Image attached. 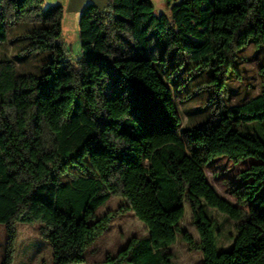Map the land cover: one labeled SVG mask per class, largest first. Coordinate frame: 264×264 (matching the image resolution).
Listing matches in <instances>:
<instances>
[{
    "label": "trees",
    "instance_id": "trees-1",
    "mask_svg": "<svg viewBox=\"0 0 264 264\" xmlns=\"http://www.w3.org/2000/svg\"><path fill=\"white\" fill-rule=\"evenodd\" d=\"M107 1L105 9L82 11L81 55L73 64L62 5L0 0V44L11 28L41 23L28 34L30 50L51 52L41 76L18 75L14 62L0 61V224L8 234L2 264H14L18 224L40 225L54 264H83L126 212L149 237L133 238L108 258L112 264H173L170 248L179 237L203 253L204 264H264V139L239 128L264 122V79L250 101L226 98L240 52L251 43L264 47V0H181L170 16L156 14L153 0ZM159 61L193 62L196 74L213 70L208 87L217 93L204 125L182 131ZM220 157L259 160L236 175L240 185L226 182L233 201L209 180L207 167ZM114 197L124 204L97 219ZM186 204L199 242L182 226ZM210 209L231 219V251H218Z\"/></svg>",
    "mask_w": 264,
    "mask_h": 264
},
{
    "label": "rangeland",
    "instance_id": "rangeland-1",
    "mask_svg": "<svg viewBox=\"0 0 264 264\" xmlns=\"http://www.w3.org/2000/svg\"><path fill=\"white\" fill-rule=\"evenodd\" d=\"M46 6L60 4L65 9L63 20V42L67 59L76 64L81 55L79 35V19L82 11L88 5L94 4L105 9L107 0H45ZM181 0H153L156 14L171 15V7ZM41 23H22L10 29L7 39L0 44V61L11 60L16 65L18 75L41 76L49 68L46 66L51 58V52H31L33 41L28 36ZM170 58H166L169 61ZM159 73L167 80L174 91L176 105L183 119L182 131H187L204 125L211 117L213 96L217 91L209 88L213 79V70H205L196 74L192 70L193 62L181 65L174 61L165 65L163 61L155 62ZM236 69L228 76V93L226 98L231 104L239 105L250 101L262 92L264 79V47L258 48L254 43L244 48L236 61ZM169 76V80H168ZM206 86L207 88L199 89ZM245 133L264 139V122L242 124L239 126ZM256 158H250L239 164L233 163L227 157L214 159L207 167L211 184L220 195L233 201L226 182L240 185L237 174L258 163ZM124 204L120 197H114L101 207L96 214L100 219L108 213L115 212ZM211 219L217 221L216 245L219 252L231 251L234 245L232 235H235L231 219L215 209L208 210ZM185 230L189 231L196 241L200 235L193 224L192 211L189 204L185 205V216L182 222ZM18 239L14 264H54L53 249L49 241L40 235V225L18 224ZM149 231L133 212L119 213L111 222L108 230L100 236L86 251V262L83 264H112L109 257H116L119 252L128 247L133 238L146 239ZM8 234L6 226L0 224V264L6 255ZM173 254V264H204L201 251L190 248L182 239L170 248Z\"/></svg>",
    "mask_w": 264,
    "mask_h": 264
}]
</instances>
